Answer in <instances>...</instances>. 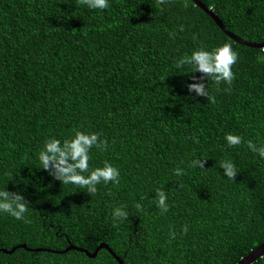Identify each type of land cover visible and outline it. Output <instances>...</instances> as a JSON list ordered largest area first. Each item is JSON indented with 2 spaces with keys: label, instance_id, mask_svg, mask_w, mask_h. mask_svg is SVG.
<instances>
[{
  "label": "trees",
  "instance_id": "trees-1",
  "mask_svg": "<svg viewBox=\"0 0 264 264\" xmlns=\"http://www.w3.org/2000/svg\"><path fill=\"white\" fill-rule=\"evenodd\" d=\"M201 1L232 32L264 42V0ZM223 42L238 53L234 79L206 78L208 103L187 89L201 73L177 72L174 60ZM74 127L109 141L89 163L117 166V184L90 194L35 167L44 139ZM227 132L264 140V47L237 42L193 0H109L104 10L0 0V186L12 173L6 187L31 205L27 220L0 214V264H120L107 248L67 249L102 242L125 264H236L264 242V160L244 143L228 148ZM193 157L205 168L188 167ZM225 157L239 169L233 180L219 167ZM157 187L168 193L164 214ZM121 205L128 219L114 225Z\"/></svg>",
  "mask_w": 264,
  "mask_h": 264
},
{
  "label": "clouds",
  "instance_id": "clouds-1",
  "mask_svg": "<svg viewBox=\"0 0 264 264\" xmlns=\"http://www.w3.org/2000/svg\"><path fill=\"white\" fill-rule=\"evenodd\" d=\"M81 3L92 10H104L109 7V0H81ZM170 35L174 36L175 33H170ZM237 59L238 53L231 44L223 42L211 48L203 45L193 48L189 53L177 57L174 63L177 72L191 74L198 71L201 73L199 77H191L192 82L187 83L188 92L194 93L195 96L206 97L208 103H214L215 97L208 91L205 79H209L216 85L221 82L231 84L234 79L232 69ZM192 139L194 142H198L195 135ZM223 140L228 148L244 143L255 157L264 160V140H245L240 134L233 132L225 133ZM93 148L105 151L109 148V141L106 138H101L95 131L74 127L70 135L62 140L56 136L44 139L42 147L36 153L37 166L35 167L47 171L54 179L61 181L62 185H74L93 194L97 191L98 185L117 184L120 177V169L108 160L103 161L101 166H90L89 161ZM188 167L204 169V159L193 157L188 162ZM219 167L223 169L222 175L230 180L234 179L239 170L229 157L220 160ZM173 172L176 176H180L183 174V169L177 166ZM11 178L12 173L10 174ZM7 182L0 186V214L6 213L17 220H27L25 214L31 206L29 200L20 190H9L6 187ZM154 193L152 202L161 214L167 213L169 210L168 193L162 187L155 188ZM143 200L144 196H141L140 200L135 203V208L138 211L142 210L141 201ZM129 213L126 206L114 207L111 211L112 223L115 225L128 219ZM180 230L187 232L188 226L181 225ZM168 235L171 239H175L176 231L170 227Z\"/></svg>",
  "mask_w": 264,
  "mask_h": 264
},
{
  "label": "water",
  "instance_id": "water-1",
  "mask_svg": "<svg viewBox=\"0 0 264 264\" xmlns=\"http://www.w3.org/2000/svg\"><path fill=\"white\" fill-rule=\"evenodd\" d=\"M193 1L196 3V5L203 8L216 21V23L221 27V29L226 34H228L231 38L236 40L237 42L242 43V44L247 45V46H251V47H264V42L249 41V40L237 35L236 33L232 32L231 30H229L226 27V25L223 23L221 18L215 13V11L211 7H208L203 1H201V0H193ZM18 246L26 247L25 244L18 245ZM71 248H76V249L85 251L90 256H96L98 251L101 248H107L115 256V258L119 261L120 264H125L124 260L119 255H117L113 251V249L105 242L100 243L93 252H89L87 249H84L82 247H78L75 245H72V246L68 247L67 249H71ZM13 250H14V248L11 251H13ZM4 251H7V250L4 249ZM261 256H264V242L262 244H260L257 248L252 250L250 253H248L246 256L242 257L236 264H251V263H253V261L255 259H257L258 257H261Z\"/></svg>",
  "mask_w": 264,
  "mask_h": 264
}]
</instances>
